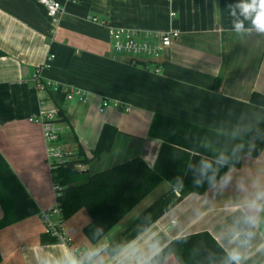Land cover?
<instances>
[{"label":"crops","instance_id":"1","mask_svg":"<svg viewBox=\"0 0 264 264\" xmlns=\"http://www.w3.org/2000/svg\"><path fill=\"white\" fill-rule=\"evenodd\" d=\"M59 1L63 11L51 17L40 0H0V153L39 209L55 205L57 195L43 127L30 118L52 110L66 128L62 149L91 173L137 156L155 166L164 144L151 134L157 115L207 130L165 132L184 142L178 146L190 153L187 170L195 156L186 186L203 191L183 195L164 179L97 242L84 232L86 209L64 220L71 245L45 243L40 213L34 214L0 229V264H57L69 257L83 264H179L174 252L203 231L228 254L237 250L239 264H264V210L251 207L264 205L258 198L264 194V150L245 155L240 166L210 183L223 165L208 152L229 148L211 132L251 140L264 121V107L250 102L253 91L264 93V34L233 30L227 5L238 0ZM93 17L181 34L159 60L135 58L115 52L108 27ZM38 80L57 85L39 87ZM70 88L81 89L84 99H69ZM105 123L120 129L112 150L84 161ZM181 150L168 148L161 161L177 180L187 159Z\"/></svg>","mask_w":264,"mask_h":264},{"label":"trees","instance_id":"2","mask_svg":"<svg viewBox=\"0 0 264 264\" xmlns=\"http://www.w3.org/2000/svg\"><path fill=\"white\" fill-rule=\"evenodd\" d=\"M55 51L52 47L51 53ZM5 55L0 49V56ZM146 63V61H142ZM252 104L264 107V93L255 90L250 95ZM61 112L59 121H64ZM184 130L201 131L199 126L183 122L174 118L157 115L151 134L164 139L158 161L155 166L150 165L144 158L137 156L97 173L83 170L78 167L79 162L70 158L69 155L61 162H54L52 166L53 179L59 186L57 202L59 203L64 219L67 220L86 209L90 215V221L86 224L84 232L93 242L105 237L111 229L121 221L129 212L138 206L157 186L164 180L169 179L174 187H178L183 195L194 190L187 187L191 181L194 157L189 162V152H184L178 145L184 142L176 138L166 137L165 132ZM120 129L112 123H105L101 129L97 144L92 157L84 161L100 158L105 152L111 151ZM222 140H227L229 148L227 153L219 154L209 151L212 162L219 167L218 175L212 177L210 183H214L224 175L230 167L240 166L245 155L258 156L264 150V121L251 140H242L234 137L223 136L211 132ZM168 148L181 150L186 153L185 163L181 168V177L177 180L168 175L161 167V161ZM80 156L82 152H80ZM211 161V160H210ZM217 161V162H216ZM187 170V172H185ZM203 189V188H202ZM0 202L4 209V216L0 220V229L16 223L34 214L40 213V209L32 199L24 185L16 176L15 172L0 153ZM45 243L57 241L55 237L45 232ZM179 264H225L228 252L207 231L191 234L184 243L174 252ZM3 256L0 251V262Z\"/></svg>","mask_w":264,"mask_h":264},{"label":"built area","instance_id":"3","mask_svg":"<svg viewBox=\"0 0 264 264\" xmlns=\"http://www.w3.org/2000/svg\"><path fill=\"white\" fill-rule=\"evenodd\" d=\"M46 6L49 16L57 17L63 11V4L59 0H40ZM92 20L100 22L108 27L110 41L113 49L117 53L129 54L135 58H147L152 61L159 60L164 52L179 38L181 32L177 29L172 30H145L140 28H131L125 26H112L106 20H99L98 17H93ZM50 56H53L51 53ZM159 72L160 68H155ZM38 75H36L37 79ZM39 87H53L57 85L51 80L41 82L38 80ZM85 94L81 89L70 88L68 98L84 99ZM110 100L103 101V110L108 106ZM117 105V104H116ZM127 110H130L128 108ZM59 116L58 110H52L48 114H43L36 117H31L30 120L39 123L43 127V135L47 142L48 158L51 162V167L54 162H61L66 159L67 153L59 144L61 135L66 128L57 124L56 120ZM80 169L81 166L78 165ZM59 186L55 184L56 195L58 196ZM40 217L45 227V232L55 237L60 243L71 245L72 237L66 232L64 226V216L62 209L57 202L55 205L40 210ZM75 251L79 252L75 249Z\"/></svg>","mask_w":264,"mask_h":264},{"label":"clouds","instance_id":"4","mask_svg":"<svg viewBox=\"0 0 264 264\" xmlns=\"http://www.w3.org/2000/svg\"><path fill=\"white\" fill-rule=\"evenodd\" d=\"M230 10L233 30L237 34L255 31L258 34H264V0H238L234 4L227 5ZM250 23V27H245V22ZM259 199H264V194H260ZM251 207L256 211L264 210V205H256L253 203ZM92 255H95L93 253ZM240 255L237 250L231 251L225 264H239ZM57 264H83V261H78L74 257L65 258L63 262L58 261ZM91 264V260L89 261Z\"/></svg>","mask_w":264,"mask_h":264}]
</instances>
